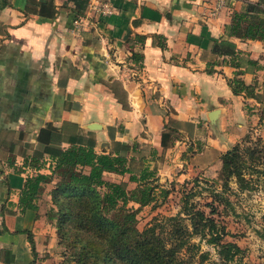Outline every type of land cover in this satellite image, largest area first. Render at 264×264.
Segmentation results:
<instances>
[{
  "label": "crops",
  "instance_id": "0c3cea01",
  "mask_svg": "<svg viewBox=\"0 0 264 264\" xmlns=\"http://www.w3.org/2000/svg\"><path fill=\"white\" fill-rule=\"evenodd\" d=\"M86 1L0 0V264H60L43 198L54 179L46 148L92 140L100 152L118 140L133 158L146 145L162 171L177 167L174 179H208L234 142L264 138L258 102L227 83L264 72V44L229 24L232 11L264 0H225L214 14V0H112L99 16ZM224 41L234 54L217 50ZM166 123L176 137L162 147ZM37 173L48 178L35 207L22 208L25 179Z\"/></svg>",
  "mask_w": 264,
  "mask_h": 264
},
{
  "label": "trees",
  "instance_id": "16d2710c",
  "mask_svg": "<svg viewBox=\"0 0 264 264\" xmlns=\"http://www.w3.org/2000/svg\"><path fill=\"white\" fill-rule=\"evenodd\" d=\"M229 24L231 35L258 39L264 44V7L258 1L246 2L243 11H232ZM219 45V52L235 53L231 42ZM227 83L233 93L242 92L256 101L261 100L256 94L255 82L244 83L233 76ZM261 86L264 87V74ZM258 120L264 126V105ZM175 137L169 124H164L160 145L168 146ZM240 140L220 154L215 176L202 178L210 183L219 182V189H210L206 211L189 199L195 194L189 192L181 198L180 211L154 216L140 229L135 225L136 211L155 199L154 189L158 184L154 168L143 164L137 171L132 169L129 144L113 140L107 150L100 152L93 149L92 140L70 143L65 148H46L54 160L51 172L57 176L49 191L54 207L46 211V217L53 219L57 243L62 247L61 253L66 255L67 264H192L193 261L196 264H230L240 255L241 248L235 241L224 238L227 230L215 218L216 207L220 204L225 212L227 206L233 212L226 195L229 181L232 179L238 190L247 189L249 183L245 173L261 171L253 170L257 169L253 162L259 157L256 147L242 145ZM34 160L32 156L31 164ZM107 172L126 173L127 180L134 182V186L127 188L123 180L107 178ZM47 178L37 173L25 179L18 197L22 208L35 207L34 199ZM192 180L197 181V178ZM159 193L163 197L168 189L161 187ZM129 203L136 205L133 207ZM262 220L264 222V215ZM192 235L210 243L216 258L205 263L207 252H199L193 259L198 244L190 240Z\"/></svg>",
  "mask_w": 264,
  "mask_h": 264
},
{
  "label": "rangeland",
  "instance_id": "374dc122",
  "mask_svg": "<svg viewBox=\"0 0 264 264\" xmlns=\"http://www.w3.org/2000/svg\"><path fill=\"white\" fill-rule=\"evenodd\" d=\"M263 74L264 72L258 73L255 80L252 81L255 82L256 94H259L261 98L260 101H257L258 116L261 113V107L264 105V87L261 86ZM239 143L256 147V150H258L257 156L259 157L256 160L257 162H253V167L257 168L253 170L261 171L245 173L244 176L248 179L249 183L247 189L238 190L236 183L232 179L229 181L230 188L226 192V195L233 206V212L227 206L226 211L223 212L219 204L216 207L218 214L215 215V218L227 230L224 238L235 241L241 248L240 255L230 264H264V222L262 220V216L264 215V138L255 131V133H248L242 137ZM132 156L133 158L129 162L132 169L137 171L143 164L154 168L155 182L158 184L154 189L155 199L148 204L140 206L136 211L135 225L139 229L149 223L154 216L159 217L160 215H169L180 211L181 198L189 192H195L189 199L195 201L196 206L202 207L206 211L207 207L205 203L210 201V189L212 187L219 189V182L210 183V181H204L202 178H197V181L192 180L193 178L183 180L174 179L172 175L177 167L172 169V171L170 170L172 167L168 168L167 171H162L160 162L158 163V159L155 160L153 158L154 154L150 152L146 145H137L136 150L132 152ZM122 175L125 177L124 182L127 188L134 186L133 182L127 180L126 174ZM105 176L107 177V175ZM107 178L110 179L111 177ZM115 178L116 180H121L120 177L115 176ZM56 180L57 176L54 175L47 194L45 193L43 196L44 202L48 204L47 210L50 207H54L50 200L49 191L54 186ZM161 187L168 189V193L163 197L159 193ZM135 205L131 204L133 207ZM47 210L45 207V213ZM179 214L184 215L181 212ZM50 221L53 225V219ZM185 221L187 220L185 219ZM190 240L198 244V251L195 253L193 259H196L199 252H207V257L204 260L205 263L216 258L214 247L210 243L205 242L203 237L192 235ZM61 250L62 247L57 243L56 238L55 251L59 258V263L67 264L68 261L65 260L66 255L62 254ZM192 264H196V261H193Z\"/></svg>",
  "mask_w": 264,
  "mask_h": 264
},
{
  "label": "built area",
  "instance_id": "2783aa9c",
  "mask_svg": "<svg viewBox=\"0 0 264 264\" xmlns=\"http://www.w3.org/2000/svg\"><path fill=\"white\" fill-rule=\"evenodd\" d=\"M225 0H214V4L210 14H214L217 10L224 4ZM113 5L112 0H87L85 4V12L89 16H99L105 15L112 11ZM80 16L74 17L72 19L73 29L81 27Z\"/></svg>",
  "mask_w": 264,
  "mask_h": 264
},
{
  "label": "water",
  "instance_id": "95a60500",
  "mask_svg": "<svg viewBox=\"0 0 264 264\" xmlns=\"http://www.w3.org/2000/svg\"><path fill=\"white\" fill-rule=\"evenodd\" d=\"M216 113H217V109L214 108V109H211L208 113H207V118L210 122V124H213L214 123V118L216 116ZM98 124L97 123H90L89 124V127H97Z\"/></svg>",
  "mask_w": 264,
  "mask_h": 264
}]
</instances>
